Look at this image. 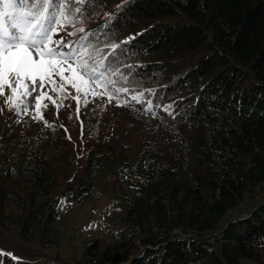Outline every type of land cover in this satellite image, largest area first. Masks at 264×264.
<instances>
[{"label": "trees", "instance_id": "1", "mask_svg": "<svg viewBox=\"0 0 264 264\" xmlns=\"http://www.w3.org/2000/svg\"><path fill=\"white\" fill-rule=\"evenodd\" d=\"M84 26L140 151L100 115L0 129V234L52 249L101 187L120 222L85 262L264 264V0H92ZM0 264L29 263L0 246Z\"/></svg>", "mask_w": 264, "mask_h": 264}, {"label": "snow or ice", "instance_id": "2", "mask_svg": "<svg viewBox=\"0 0 264 264\" xmlns=\"http://www.w3.org/2000/svg\"><path fill=\"white\" fill-rule=\"evenodd\" d=\"M92 0H0V98L17 117L28 115L36 121L44 120L43 109L49 101L57 109L71 97L87 106L90 96L103 89L108 101L116 99L117 106H127L118 94L127 89L111 91L115 81L108 78V57L89 39L85 13ZM71 28L73 31H68ZM79 38L66 42L59 33ZM114 50L118 47L113 44ZM115 74V73H114ZM70 86L76 95L66 89ZM8 89V94H5ZM133 100L140 102L136 96ZM147 111H151L148 108ZM67 131V129H65Z\"/></svg>", "mask_w": 264, "mask_h": 264}, {"label": "rangeland", "instance_id": "3", "mask_svg": "<svg viewBox=\"0 0 264 264\" xmlns=\"http://www.w3.org/2000/svg\"><path fill=\"white\" fill-rule=\"evenodd\" d=\"M184 1V0H181ZM75 96L76 93L70 88L66 89ZM5 94H8V89H5ZM90 103L87 106H81L79 116H77V103L71 97L64 99L60 107L59 115L57 116V109L49 101H44L48 105L43 109L44 120L50 122H60L72 117L103 116L108 121L109 125L120 124L124 125V130L115 127L107 130L108 134H114L127 145H131L134 155L139 153L141 148L142 137L133 133L129 128L131 117L124 109L117 105L111 104L102 95L97 92L93 98L90 96ZM23 125L26 128L38 129L44 125L43 121H36L31 119L28 115H21L17 117L13 112L9 111L4 105L3 99L0 98V129L6 131L9 127H13L18 132L21 131ZM131 129V133L125 132ZM77 170V163L74 166V171ZM99 200H87L83 203H74L71 214L56 226L59 235L58 244L52 248L44 250L37 242H22L14 233L3 232L0 234V246L4 250L14 256L15 259L26 261L29 264H90L85 262L86 256L93 250L96 244L104 246L111 242L115 237V231L119 225V210L115 206L114 199L110 191L103 190ZM13 199V194H10ZM259 201V197L255 199H248L241 205L243 211L245 205H254ZM246 203V204H245ZM12 206V205H11ZM241 212V211H238ZM233 213H231L232 215ZM76 230L79 235L76 237L73 233ZM101 264H115L111 261H106ZM242 264H257L251 261H242Z\"/></svg>", "mask_w": 264, "mask_h": 264}, {"label": "built area", "instance_id": "4", "mask_svg": "<svg viewBox=\"0 0 264 264\" xmlns=\"http://www.w3.org/2000/svg\"><path fill=\"white\" fill-rule=\"evenodd\" d=\"M73 233L76 237H78L79 233L76 230H73Z\"/></svg>", "mask_w": 264, "mask_h": 264}]
</instances>
